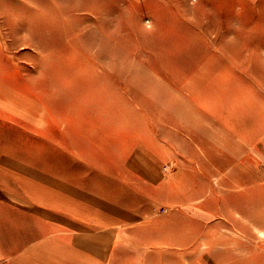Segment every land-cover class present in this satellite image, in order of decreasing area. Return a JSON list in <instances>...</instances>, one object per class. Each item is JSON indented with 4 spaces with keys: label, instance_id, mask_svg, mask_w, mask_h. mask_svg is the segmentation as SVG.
Here are the masks:
<instances>
[{
    "label": "rangeland",
    "instance_id": "rangeland-1",
    "mask_svg": "<svg viewBox=\"0 0 264 264\" xmlns=\"http://www.w3.org/2000/svg\"><path fill=\"white\" fill-rule=\"evenodd\" d=\"M26 167L146 211L113 264H264V0H0V199Z\"/></svg>",
    "mask_w": 264,
    "mask_h": 264
},
{
    "label": "crops",
    "instance_id": "crops-1",
    "mask_svg": "<svg viewBox=\"0 0 264 264\" xmlns=\"http://www.w3.org/2000/svg\"><path fill=\"white\" fill-rule=\"evenodd\" d=\"M27 168L0 199V264H113L115 245L145 222L108 173L79 183L76 171L51 179Z\"/></svg>",
    "mask_w": 264,
    "mask_h": 264
},
{
    "label": "clouds",
    "instance_id": "clouds-1",
    "mask_svg": "<svg viewBox=\"0 0 264 264\" xmlns=\"http://www.w3.org/2000/svg\"><path fill=\"white\" fill-rule=\"evenodd\" d=\"M239 12V10H238ZM241 27L239 21H232V22H229V28L230 30L232 29H239Z\"/></svg>",
    "mask_w": 264,
    "mask_h": 264
}]
</instances>
